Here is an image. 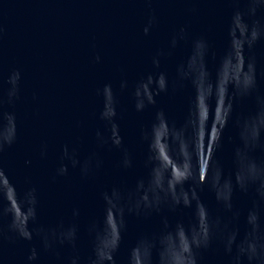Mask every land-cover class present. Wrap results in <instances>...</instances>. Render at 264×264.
<instances>
[{
    "label": "water",
    "instance_id": "water-1",
    "mask_svg": "<svg viewBox=\"0 0 264 264\" xmlns=\"http://www.w3.org/2000/svg\"><path fill=\"white\" fill-rule=\"evenodd\" d=\"M248 2L151 0L149 6V0H0V112L14 111L18 126V139L0 153V165L21 193L28 187H36L38 216L32 224H77L79 253L86 259L91 253L88 225L93 220L102 221L105 211L100 193L113 184L132 187L139 176L147 174L141 128L151 122L157 111H166L171 134L169 126L161 123L156 133V147L165 165L175 167L169 152L177 154V137L182 139L185 129L182 121L197 91L198 117L187 132L195 143L201 171L207 168L223 120L225 84L241 71L228 39L231 15L237 6L243 9ZM153 10L158 23L145 34L143 26ZM257 16L264 19V7L258 8ZM182 24L188 25L191 36L206 35L212 42V53L208 56L206 75L197 54L193 53L189 72L196 87L186 83L174 91L176 65L191 51L190 40H181L171 48V36ZM170 48V54L161 57L160 66L169 74L170 89L161 92L155 104L138 112L134 107L135 83L149 71H158L152 63L153 55L160 49ZM97 53L100 61L95 59ZM248 55L256 57L257 91L264 93V39L253 49L246 50ZM15 68L22 73L20 93L15 103H8L10 84L7 77ZM121 79L129 81V87L123 91L119 89ZM106 81L113 82L117 89L121 132L125 146L133 155V165L129 168L119 166L121 149L97 145L95 131L106 127L99 118L103 98L97 94V88ZM255 95L254 92L237 97L233 102V113L223 129L222 143L214 153L226 171L234 169V148L241 142L238 120L255 111ZM45 141L48 154L42 157L40 149ZM65 143L75 145L82 159L94 150L99 151L103 166L95 174L84 176L79 168L69 164V172L58 175L56 168ZM252 155L264 160V143L253 149ZM8 175L0 172V209L10 201L23 224L30 210L25 211L23 201L17 199ZM201 195L213 211L217 210L212 192L205 189ZM253 198L252 190L237 189L235 205L243 213ZM75 207L80 208L79 216L73 215ZM165 211L172 218L176 215L187 218L192 209L181 206L176 212ZM161 216L162 213H153L147 218L128 215V228L117 253L118 264H126L128 251L141 233L161 227ZM10 220V215L0 214V229L4 233L8 232ZM240 223L243 232V214ZM33 244L40 247L37 264H67L73 254L72 247L67 244L59 246L57 255L45 250L39 237L27 241L19 237L9 239L0 233L3 264H25ZM228 261L229 254L218 243L201 253V264H228Z\"/></svg>",
    "mask_w": 264,
    "mask_h": 264
},
{
    "label": "clouds",
    "instance_id": "clouds-1",
    "mask_svg": "<svg viewBox=\"0 0 264 264\" xmlns=\"http://www.w3.org/2000/svg\"><path fill=\"white\" fill-rule=\"evenodd\" d=\"M261 7H264V0H249L245 8L237 6L232 12L228 39L232 46V56L240 63L241 71L237 77L225 84L223 120L219 125V134L207 161V168L203 172L195 143L187 132V128H190L198 117L197 91L182 121L185 129L182 139L177 137V154L169 152L176 163L175 167L172 164L165 165L156 147V133L161 123L169 126L171 134L170 118L166 111L164 109L157 111L151 122L141 128L140 139L146 146L144 165L147 174L139 176L132 187L113 184L110 189L105 188L100 193L105 203V211L102 221L93 220L88 225L91 253L86 259L79 253L77 224L37 226L31 223L38 216L37 189L31 186L21 193L3 165H0V172L9 176L16 190L17 199L23 201L24 210H30V214L27 221L22 224L9 201L7 206L0 209V214H8L11 217L8 232L4 233L3 229H0V233L9 239L19 237L27 241L39 237L40 245L57 255L59 246L70 245L73 254L68 258L67 264H118L117 253L128 228V215L147 218L153 213H162L161 227L156 231L143 232L136 238L128 251L126 264H201L202 251L211 248L214 243L221 245L224 252L229 254L228 264H245V261L247 264H264V160H258L252 155L253 149L264 143V93L257 91L256 57L246 56V50L253 49L264 39V19L257 16V10ZM157 23L158 17L153 10L143 26L144 33H150ZM181 40L191 41V51L185 60L176 65L174 91L181 89L186 83H190L193 88L196 87L189 72L193 53L197 54L198 63L205 75L208 56L212 53V42L207 36L203 34L191 36L187 24L180 25L172 34L171 48H175ZM171 48L167 51L160 49L153 55L152 63L159 69L158 71H149L136 81L133 96L134 107L138 112L155 104L161 92L169 91V74L160 66L161 57L170 54ZM95 59L101 60L99 53ZM21 77L19 68L9 73L8 103H15L19 96ZM128 87L127 79L119 81L121 91ZM254 92L256 109L238 120L241 142L234 148V169L226 171L224 164L214 156V153L222 143L223 129L232 116L234 100L237 97L252 95ZM97 94L103 98L99 118L106 125L105 128H97L95 131L97 145L121 149L119 166L129 168L133 165V155L125 146V137L121 132L117 89L113 82L106 81L97 88ZM216 99L219 101L218 94ZM17 139L16 113L9 110L0 112V153L13 145ZM47 154L48 145L45 141L41 145L40 155L46 157ZM69 164L73 168H79L82 175L89 176L101 169L103 158L99 151L94 150L82 159L75 145L65 143L56 173L66 175L69 172ZM205 189L214 194L217 210L213 211L203 199L201 193ZM237 189L254 192L251 205L243 213L235 205L234 196ZM181 206L192 209L190 216L185 218L183 215H176L172 218L165 211L176 212ZM72 211L74 216H79V207L73 208ZM242 214L243 232L240 223ZM39 256L40 247L33 244L27 253L25 264H37ZM0 264H3L2 258Z\"/></svg>",
    "mask_w": 264,
    "mask_h": 264
}]
</instances>
